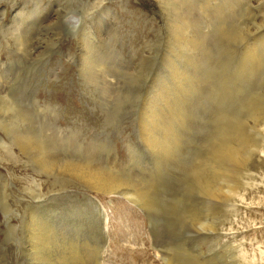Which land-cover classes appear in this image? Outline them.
Wrapping results in <instances>:
<instances>
[{
	"label": "rangeland",
	"instance_id": "374dc122",
	"mask_svg": "<svg viewBox=\"0 0 264 264\" xmlns=\"http://www.w3.org/2000/svg\"><path fill=\"white\" fill-rule=\"evenodd\" d=\"M155 103L181 143L173 162L145 143ZM224 146L245 175L229 164L231 179L212 182ZM72 162L130 174L156 207L90 190ZM234 177L251 185L230 207ZM29 213L66 234L65 264L86 240L104 247L99 264H168L172 251L186 264H264V0H0V264H40Z\"/></svg>",
	"mask_w": 264,
	"mask_h": 264
},
{
	"label": "bare ground",
	"instance_id": "6f19581e",
	"mask_svg": "<svg viewBox=\"0 0 264 264\" xmlns=\"http://www.w3.org/2000/svg\"><path fill=\"white\" fill-rule=\"evenodd\" d=\"M177 3V2H176ZM43 14V13H42ZM75 15V14H74ZM43 16V15H42ZM71 16V14H70ZM69 17V16H68ZM67 18V17H66ZM76 15L74 18V21L76 20ZM66 20V19H65ZM69 24V23H67ZM42 25V24H41ZM71 25V24H70ZM73 29V28H72ZM31 31V30H30ZM80 35V34H79ZM22 37V36H21ZM29 39V38H28ZM83 40V39H82ZM29 41V40H27ZM253 54V52H252ZM254 56V55H253ZM169 64V63H168ZM88 67V66H87ZM176 70V69H175ZM181 71V70H180ZM190 72V70H189ZM188 75V73H187ZM186 76V75H185ZM189 76V75H188ZM179 77V76H177ZM182 77V76H181ZM180 77V78H181ZM114 78V77H113ZM114 80V79H113ZM156 80V79H155ZM180 80V79H179ZM188 77H187V81H188ZM191 80V79H190ZM189 80V81H190ZM174 81V80H173ZM185 81V78H184ZM206 81V80H205ZM202 82V81H201ZM175 83V82H174ZM190 83V82H189ZM193 83V82H192ZM182 84V83H181ZM185 84V83H184ZM183 85V84H182ZM179 86V85H178ZM168 87V86H167ZM176 88V87H175ZM179 88H181L179 86ZM169 89V88H168ZM13 90V89H12ZM175 90V89H174ZM12 92V91H11ZM176 92V91H175ZM179 92V91H178ZM162 93V92H161ZM162 97V96H161ZM159 98V97H158ZM170 98V97H169ZM176 98V97H174ZM173 98V99H174ZM157 99V98H156ZM159 100V99H157ZM171 100V99H170ZM14 101V100H13ZM167 101V100H165ZM175 101V100H174ZM9 102V101H8ZM147 102V101H146ZM149 102V101H148ZM173 102V100H172ZM177 102V101H176ZM184 104V103H183ZM161 105V103H160ZM174 105V104H173ZM157 104H153L151 105L149 108L146 105V110L143 114V120L141 121V126L142 127V131L144 133L146 142L148 144V146L152 149L150 150L151 152H156L157 156L162 160L163 158H166V160L168 158H171V161H174V157H176V148H178V144L179 141H177V139H175L174 136H171L169 134H173L174 133V129L173 126L170 124V122L168 121L167 124L165 125V120H163L160 116L162 117H166L167 115L160 114L158 113L157 110H159L160 107H156ZM179 106V105H178ZM169 111H173V109L171 107L168 106V104H166L165 107L162 106V109H166ZM183 108V106H182ZM224 109V108H223ZM6 110V109H5ZM2 111V110H1ZM160 111V110H159ZM181 111V110H180ZM179 111V112H180ZM223 112V111H222ZM14 113V112H12ZM162 113V111H161ZM172 113V112H170ZM180 114V113H179ZM226 114V113H225ZM29 115V114H27ZM160 115V116H159ZM177 115V114H176ZM24 116V115H23ZM26 116V115H25ZM24 116V117H25ZM173 116V114H172ZM177 117V116H176ZM27 118V117H26ZM179 118V117H178ZM142 119V118H141ZM175 121V120H173ZM172 123V122H171ZM25 124V123H24ZM178 125V124H177ZM174 126H176L174 124ZM180 126V125H179ZM6 128V127H5ZM242 130V129H241ZM238 131V130H237ZM243 131V130H242ZM176 132V131H175ZM226 132V131H225ZM240 132V131H239ZM231 133V132H230ZM119 134V133H118ZM182 134V133H181ZM233 134V133H232ZM239 134V133H238ZM242 134V132H241ZM176 135V134H173ZM28 136V135H27ZM240 136V135H238ZM242 137V136H241ZM24 138V137H23ZM236 138V137H235ZM234 138V139H235ZM238 138V137H237ZM174 142H171L172 140H174ZM233 139V141H234ZM241 139V138H240ZM247 139V138H246ZM17 142H19L21 144L22 142V138H17ZM50 140V138H49ZM24 141V140H23ZM236 141V139H235ZM241 140H238V142ZM28 142V141H27ZM42 142V141H41ZM50 142V141H49ZM52 142V141H51ZM56 142V141H55ZM228 142V141H227ZM243 142V140L241 141ZM245 142V141H244ZM243 142V143H244ZM23 143V142H22ZM39 143V142H38ZM37 143V144H38ZM46 143V142H45ZM36 144V143H35ZM40 144V143H39ZM227 144V143H226ZM239 144V143H238ZM241 144V143H240ZM246 144V143H245ZM244 144V145H245ZM248 144V143H247ZM23 145V144H22ZM22 145H20L22 147ZM26 145V144H25ZM31 145V144H30ZM45 145V144H44ZM43 145V146H44ZM40 147V146H39ZM225 147V146H224ZM239 147V146H238ZM240 147H242L240 145ZM245 147V146H244ZM24 148V147H23ZM58 148V147H57ZM148 148V147H147ZM236 148V147H235ZM22 149V148H21ZM25 149V148H24ZM44 149V148H43ZM47 149V148H46ZM59 149V148H58ZM179 149V148H178ZM238 149V148H237ZM245 149V148H244ZM91 150V149H90ZM47 151V150H46ZM52 151V150H51ZM50 151V152H51ZM176 151V152H175ZM26 152V151H25ZM24 152V153H25ZM44 152V151H43ZM175 152V153H174ZM241 152L238 151H232L231 149H229V147H225L224 149L220 150V149H216L213 152V156L212 158H210L211 161H214L217 164L216 168L214 169L213 172H211L210 174H208V178L210 181L215 182V181H220L219 180L221 178L224 177H229L231 179V174H230V168L228 167L229 164H231L232 166H234V168L238 171L237 173V177L240 174V177L245 175L244 170H245V160L243 159V154H240ZM35 154V153H34ZM38 154V153H37ZM42 155V154H41ZM39 155V156H41ZM35 156V155H34ZM182 156V155H181ZM38 157V155H37ZM60 157V156H58ZM73 157V156H72ZM38 158H43V155L41 157ZM54 158V157H53ZM62 158V157H61ZM69 158V157H68ZM178 158V157H177ZM44 159V158H43ZM49 159V158H48ZM57 159V158H55ZM54 159V160H55ZM67 159V158H66ZM46 160V159H45ZM53 160V161H54ZM59 160V159H57ZM61 160V159H60ZM176 160V159H175ZM38 161V160H37ZM52 160H50L51 162ZM52 161V162H53ZM56 161V160H55ZM64 162V160H62ZM67 161V160H66ZM74 161V160H72ZM85 161V160H84ZM172 161V162H173ZM40 163V162H39ZM43 163V162H41ZM68 163V162H67ZM76 165L79 166L77 168L72 167V172L76 173L75 177L80 180V181H84L86 184L88 183V187L90 190H95L97 192H102L104 194H109V195H114V194H122L125 195L127 199H129L132 203H142V204H148L149 206V210L153 212V208L156 207L155 201L153 200L154 198L151 196V192L150 190H148L147 192L150 193V195L147 194V192L145 190H143L141 187H138L136 183H134V181L132 182L131 178L129 177L130 174H124L123 172H121L118 168L110 166V164L108 166H99V165H94V164H82V163H75L72 162ZM94 163V162H93ZM179 163V162H178ZM49 164V162H48ZM51 164V163H50ZM55 164V163H54ZM58 164V162L56 163ZM97 164V163H95ZM64 165V164H63ZM68 165V164H66ZM71 165V164H69ZM214 165V164H213ZM46 167V166H45ZM70 167V166H69ZM49 168V167H48ZM65 168V167H64ZM68 168V166H67ZM60 171V170H59ZM47 172V171H46ZM70 172V171H69ZM50 174V173H49ZM71 174V172H70ZM66 175V174H65ZM185 175V174H184ZM234 176V175H233ZM236 176V174H235ZM71 177V176H70ZM237 177H234L233 183L230 185L229 187V192L227 191L226 194V198H228L227 200H231L230 202V207H236L238 205V197L241 198V196H243V192L240 191L241 186L244 184L245 182H247L248 185H251V182L248 183V180H251V178L253 176H251L250 174H247L246 177L248 178L247 181H241L238 180ZM244 177V176H243ZM241 181V182H240ZM136 182V181H135ZM146 182V181H145ZM84 183V184H85ZM237 183V185H236ZM241 183V184H240ZM151 184V183H150ZM159 186V185H158ZM137 191H136V190ZM152 190V187L150 188ZM216 189V188H215ZM154 190V189H153ZM204 190V189H203ZM218 190V189H217ZM216 190V193L218 194V191ZM205 191V190H204ZM209 191H210V195L212 194V196H214L215 191L214 188L209 187ZM214 191V192H213ZM206 193V192H205ZM221 195V194H220ZM223 195V194H222ZM85 198L90 199L94 204L96 203L98 208L101 210V213H104V209L102 207V205H99L97 202L99 201L95 196L93 195H89V194H85ZM154 196V194H153ZM218 198V197H217ZM96 206V207H97ZM141 208V207H140ZM146 208V207H145ZM145 210V209H142ZM47 215V213H46ZM49 216H47L48 218ZM107 218V216H106ZM106 218L104 216V220L106 223ZM27 239L28 243H29V247H32V250L34 253V258L40 262V264H65L64 259L62 262V253L64 251L65 248L62 247V238H64L66 236V234H64V232L57 231L55 228L56 226L53 223H49V220H43L42 218H38L37 215L29 213L27 215ZM56 223V222H55ZM23 224H25L23 222ZM57 224V223H56ZM26 225V224H25ZM61 224H59L58 226H60ZM60 227H58L59 229ZM72 231V230H71ZM72 233V232H71ZM23 234V233H22ZM25 234V233H24ZM74 236V235H73ZM68 237V235H67ZM70 237V236H69ZM80 238V237H79ZM76 239V238H75ZM74 240V239H73ZM71 240V241H73ZM75 241V240H74ZM79 241V240H78ZM87 242H84V244H80L78 245V242H72L71 243V252L72 255L69 257L68 254H66V258L69 257L68 259L71 261V264H84V258L85 255L87 256L88 252H90L94 257L95 260H98L96 262H94V264H99V256L101 252H98V248H103V246L100 247H96L93 246L91 247L92 244H90L88 242V240H86ZM28 245V244H27ZM26 245V247H27ZM28 247V248H29ZM87 247V251H85L84 249ZM31 249V248H30ZM28 250V249H27ZM102 251V250H101ZM170 251H172V249H170ZM66 252V251H65ZM67 253V252H66ZM171 256H167V263L168 264H186L188 263L187 261L183 260L182 258H178L177 253L175 252V254L172 253L168 254ZM64 256V255H63ZM30 257V256H29ZM61 258V259H60ZM33 259V258H32ZM33 259V260H35ZM90 259V258H89ZM87 259V260H89ZM165 259V258H164ZM33 263V262H32ZM91 264V263H90Z\"/></svg>",
	"mask_w": 264,
	"mask_h": 264
},
{
	"label": "water",
	"instance_id": "95a60500",
	"mask_svg": "<svg viewBox=\"0 0 264 264\" xmlns=\"http://www.w3.org/2000/svg\"><path fill=\"white\" fill-rule=\"evenodd\" d=\"M97 203H98L99 205H101L99 201H98ZM100 220H101V225H100V227H101V229H102V228L104 227V223H105V221H104V216H101V217H100ZM99 252H100V251H99ZM99 259H100V257H99Z\"/></svg>",
	"mask_w": 264,
	"mask_h": 264
}]
</instances>
